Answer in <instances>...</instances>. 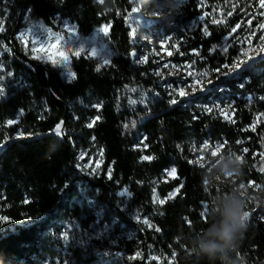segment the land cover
I'll use <instances>...</instances> for the list:
<instances>
[{
	"label": "trees",
	"instance_id": "trees-1",
	"mask_svg": "<svg viewBox=\"0 0 264 264\" xmlns=\"http://www.w3.org/2000/svg\"><path fill=\"white\" fill-rule=\"evenodd\" d=\"M189 6L184 17L202 15L190 45L198 55L189 60L205 71L243 61L218 80L239 96L229 120L199 107L218 92L171 97L150 64L131 58L138 40L128 24L139 19L131 0H0V264H264L259 207L234 190L252 184L264 198V0ZM57 20L72 23L79 38L95 32L108 64L60 45L73 79L56 67L61 56L29 65L16 35L28 21L54 33ZM205 141L240 153L233 181L209 180L194 154ZM85 150L98 152L99 173L78 168ZM125 189L128 196L118 197ZM154 194L164 202H153ZM230 197L242 202L245 227L209 258L199 245L220 242L207 233Z\"/></svg>",
	"mask_w": 264,
	"mask_h": 264
},
{
	"label": "rangeland",
	"instance_id": "rangeland-1",
	"mask_svg": "<svg viewBox=\"0 0 264 264\" xmlns=\"http://www.w3.org/2000/svg\"><path fill=\"white\" fill-rule=\"evenodd\" d=\"M191 0H131L134 3L133 9L135 16L131 17L128 24L130 34L133 36V42L138 40V52H133L131 58L136 63H147L152 66L164 79L163 90L166 95L171 97H190L203 90H214L220 97L213 100L208 97L206 101L199 104V107L205 112L215 111L225 120L232 117L233 107L238 99V94H229V88L218 82L222 77L233 72L234 66L222 67L221 70L205 71L200 65L194 64L189 60L192 56L198 55V50L192 48L191 41L195 37L194 31L202 23V15H193L184 17L190 13L189 6ZM195 10H198L199 2H195ZM264 17V9H263ZM23 22V20H21ZM1 26V25H0ZM56 30L50 33L42 27L38 21L25 22V26L18 32L16 38L29 49L31 58L43 65H54V57H60V45L70 47L71 52L80 50V55L90 58H97L100 64L109 62V53L104 50L103 43H97L96 33L92 32L88 37L79 38L75 26L67 20H57ZM74 31H68L73 28ZM34 29V30H33ZM135 29V31H133ZM264 34V19L260 25ZM105 28H102V32ZM23 34V39L21 36ZM264 46V42L262 44ZM95 48V52L92 49ZM250 55V54H249ZM77 56V55H75ZM249 57V56H248ZM167 65V67H165ZM65 74V73H64ZM236 76V75H233ZM65 79L69 80L65 75ZM214 83L206 87L207 82ZM174 89H183L187 95L180 96ZM195 158L208 172V178L213 183H225L233 181V174L236 164L240 161V153L236 151L222 150L220 145L203 142L199 149H194ZM78 168L88 171L90 174L101 171L102 161L98 152L94 150H85L78 155ZM170 169L164 172L163 180L172 178L174 173L169 175ZM235 191L244 195L254 205L259 207L257 213V222L264 226V198L259 192V188L248 184H236ZM118 197H126L119 195ZM176 191L168 193L171 198ZM162 199L156 194L153 195V202L160 204ZM263 210V211H262ZM146 260L157 259L147 254ZM41 264H57L56 262H44Z\"/></svg>",
	"mask_w": 264,
	"mask_h": 264
},
{
	"label": "clouds",
	"instance_id": "clouds-1",
	"mask_svg": "<svg viewBox=\"0 0 264 264\" xmlns=\"http://www.w3.org/2000/svg\"><path fill=\"white\" fill-rule=\"evenodd\" d=\"M244 227L243 204L236 197H230L223 210V220L218 227L214 226L207 233L209 236L216 237L220 242H201L199 245L201 253L212 258L217 253L227 251Z\"/></svg>",
	"mask_w": 264,
	"mask_h": 264
},
{
	"label": "snow or ice",
	"instance_id": "snow-or-ice-1",
	"mask_svg": "<svg viewBox=\"0 0 264 264\" xmlns=\"http://www.w3.org/2000/svg\"><path fill=\"white\" fill-rule=\"evenodd\" d=\"M6 11H7V9H5V12H6ZM132 11L135 12L136 9H133ZM4 19H6V17H5ZM3 22H4V20H3V19H0V25H2ZM33 30H34V29H33ZM2 31H4V28H3L2 26H0V32H2ZM68 31H74V27H73V28H69ZM133 31H135V29H133ZM104 34L107 35L106 28H105ZM21 39H23V34H22V36H21ZM92 51L95 52V51H96L95 48H93ZM225 51H226V49H225ZM72 54L78 56V55L80 54L79 47H78V49L75 50ZM61 58H62L61 61H60V62H57L56 67H60V68L65 69V75L67 76V78H69V80L73 79V78L75 77V73H73V72L68 68V58L65 57V56L63 55V53H61ZM104 62H105V63H108L107 59H105ZM235 66H236V67H239V65H235ZM165 67H167V65H165ZM224 67H230V66H229V65H224ZM97 71H99V69H97ZM157 75H159V73H157ZM174 91H178V94H179L180 96L187 95V93H186L183 89H179V90L174 89ZM0 93H2V90H0ZM251 99H252V98L249 97V101H251ZM170 103H171V104H176V103H177V100H176V99H172V100L170 101ZM211 110H212V109H208V111H211ZM9 123H11V122H9ZM93 123H94V122H93ZM88 126H89V127H92L93 125L90 123ZM126 127H127V125H126ZM59 128H60V126L58 125V126H57V131H56V135H58V136L61 134L60 131H59ZM245 151H246V150H245ZM143 159H145V160H150V159H152V157L145 156V157H143ZM175 172H176V169H175V168H172L171 171H170V173H169V175H171V174H173V173H175ZM128 194H129V193H128V190L125 189V190L122 191L119 195H121V196H125V195H128ZM163 202H164V201H161V203H163ZM143 223L148 224L149 222H148L147 220H144ZM156 230L159 231V229H156ZM67 238H68V237H67V234H65V235H64V239L67 240Z\"/></svg>",
	"mask_w": 264,
	"mask_h": 264
},
{
	"label": "water",
	"instance_id": "water-1",
	"mask_svg": "<svg viewBox=\"0 0 264 264\" xmlns=\"http://www.w3.org/2000/svg\"><path fill=\"white\" fill-rule=\"evenodd\" d=\"M21 11L22 9L19 11V14H21ZM16 53H19V52H16ZM23 59H25V61L31 65V66H37V65H41L39 64L38 62H36L35 60H33L32 58L30 57H27V56H23ZM45 72H46V79L49 80V74L47 73V70L45 69ZM49 93L54 97L55 95L49 90ZM62 122H64V117H62ZM60 132L63 131V125L59 128ZM62 135L65 137V134L62 133Z\"/></svg>",
	"mask_w": 264,
	"mask_h": 264
}]
</instances>
